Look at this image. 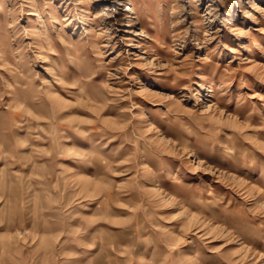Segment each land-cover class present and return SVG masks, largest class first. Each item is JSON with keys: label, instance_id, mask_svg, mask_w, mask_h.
I'll list each match as a JSON object with an SVG mask.
<instances>
[{"label": "rangeland", "instance_id": "obj_1", "mask_svg": "<svg viewBox=\"0 0 264 264\" xmlns=\"http://www.w3.org/2000/svg\"><path fill=\"white\" fill-rule=\"evenodd\" d=\"M0 264H264V0H0Z\"/></svg>", "mask_w": 264, "mask_h": 264}]
</instances>
